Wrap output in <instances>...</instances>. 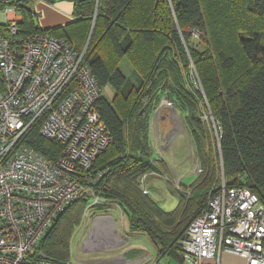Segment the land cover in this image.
Here are the masks:
<instances>
[{"label":"trees","instance_id":"trees-1","mask_svg":"<svg viewBox=\"0 0 264 264\" xmlns=\"http://www.w3.org/2000/svg\"><path fill=\"white\" fill-rule=\"evenodd\" d=\"M21 1L28 0L10 1L22 14L21 33L66 38L79 50L86 45L84 62L100 86L113 90L114 99L103 95L98 101L110 143L95 159L93 168L104 173L90 188L95 197L118 204L128 217L130 231L148 237L158 258L155 264L163 256L182 263L178 242L206 207L209 192L217 182L216 157L205 153L209 132L198 116L203 96L188 88L181 66L190 69L191 63L198 69L204 95L220 128L218 159L225 184L246 186L264 198V0H225L232 7L228 26L232 28L230 23L236 19L231 42L242 57L237 59L236 49L231 47L218 48L215 57L222 73L231 69L221 84L215 72L204 70L202 55L190 40V28L204 26L206 0H74L78 20L72 33L63 27L41 29ZM224 25L225 20L218 29L227 37ZM159 38L164 39L163 44H159ZM105 43H110L119 57L129 56L136 62L140 74L134 90L126 89L123 73L106 61L103 50L99 51ZM166 91L188 112L187 127L203 154L205 166L201 167L204 174L201 172L186 192L179 190L178 203L170 211H164L139 188V178L157 169L148 124L155 104ZM38 129L39 124H33L22 141L56 161L61 145L41 137ZM90 193L58 215L39 244L45 256L59 263L69 259L72 234L86 204L94 198ZM101 203L94 207L105 212Z\"/></svg>","mask_w":264,"mask_h":264},{"label":"built area","instance_id":"built-area-1","mask_svg":"<svg viewBox=\"0 0 264 264\" xmlns=\"http://www.w3.org/2000/svg\"><path fill=\"white\" fill-rule=\"evenodd\" d=\"M10 1L0 0V264H78L45 256L39 244L69 204L94 194L90 184L104 173L93 168L110 143L98 106L103 87L83 60L86 46L21 33V13ZM36 123L41 137L61 145L56 161L22 141ZM178 243L182 264H204L222 252L264 264V198L222 181Z\"/></svg>","mask_w":264,"mask_h":264},{"label":"rangeland","instance_id":"rangeland-1","mask_svg":"<svg viewBox=\"0 0 264 264\" xmlns=\"http://www.w3.org/2000/svg\"><path fill=\"white\" fill-rule=\"evenodd\" d=\"M230 5L225 0H206L203 6L205 11L204 26L202 28L193 27L189 30L192 47L202 55V67L211 74L215 72L219 84H221L222 78L228 79L231 69L222 73L219 61L215 57L218 48L227 47L229 49L231 47L234 51L236 49L237 59L242 57L233 41L231 42V34L233 29H236V19L230 23L233 27H229L227 19L231 15L232 7ZM224 20L227 27L224 26L229 34L227 37L225 36L226 32L221 33L218 29ZM158 42L163 44L164 39L159 38ZM226 44L229 45L225 46ZM93 47L96 48V46ZM185 47L187 52L188 48L186 45ZM101 50L104 52L103 56L106 61L111 66L118 67L123 73L127 81L126 89L131 87L134 90L139 85L140 74L136 62L129 56L119 57L115 54L110 43L103 44L99 51ZM181 68L184 75L186 73L185 80L189 85L188 88L199 91L203 96L201 112L198 116L209 132V136L205 138V153L208 156L214 154L216 157L214 163L218 168L216 170L217 182L214 181L216 183L213 186H215L214 189H217L222 181L225 183L221 163L218 159L220 128L214 120L204 95L198 69L191 63L190 69L183 66ZM236 68L239 66L236 65ZM103 95L108 100L114 99L115 96L113 90L108 86L103 88ZM163 100H168L171 104L165 106L162 104ZM187 115L188 112L181 107L176 97L173 98L170 92L166 91L161 94L155 104L148 124L152 157L156 159L152 164L157 169L139 178V188L141 191L144 188L145 194L150 196L164 211H170L177 205L179 190L186 192L197 176L201 177L204 174L201 169V167H205L202 162L203 154L187 127ZM100 199L96 201L95 198H92V201L88 205L86 204L82 211L80 224L72 234L68 258L78 264H132L128 263V260L131 259H143L137 264H149L151 259L156 257V253L148 237L142 232L130 231L128 217L117 203H107ZM101 202L104 203L105 212L94 207V205L102 204ZM101 231L107 233L106 240L99 234ZM149 254H151V259ZM159 264L182 263L174 258L163 256L160 258Z\"/></svg>","mask_w":264,"mask_h":264},{"label":"crops","instance_id":"crops-1","mask_svg":"<svg viewBox=\"0 0 264 264\" xmlns=\"http://www.w3.org/2000/svg\"><path fill=\"white\" fill-rule=\"evenodd\" d=\"M21 4H23L24 8L31 9L36 12L37 15L34 20L36 25L41 29L48 30L63 27L67 28L66 31H69L70 33L75 31L73 27L76 25V21L78 19L74 15V0H28L25 2L21 1ZM8 13L10 16L15 14L13 10H9ZM3 14L4 13L0 8V19H3ZM102 233L107 237L106 232ZM141 260L131 259L128 260V263L137 264ZM217 262L218 264H245L244 259L238 255L224 252H222L216 259L205 260L204 264H216Z\"/></svg>","mask_w":264,"mask_h":264},{"label":"bare ground","instance_id":"bare-ground-1","mask_svg":"<svg viewBox=\"0 0 264 264\" xmlns=\"http://www.w3.org/2000/svg\"><path fill=\"white\" fill-rule=\"evenodd\" d=\"M99 234H101V235H102V238H103L104 240H106V235H104V234L102 233V231H101Z\"/></svg>","mask_w":264,"mask_h":264},{"label":"water","instance_id":"water-1","mask_svg":"<svg viewBox=\"0 0 264 264\" xmlns=\"http://www.w3.org/2000/svg\"><path fill=\"white\" fill-rule=\"evenodd\" d=\"M88 193H90V190L88 191ZM90 197L92 198L93 197V195L90 193ZM99 199V198H98ZM100 200H103V199H100Z\"/></svg>","mask_w":264,"mask_h":264}]
</instances>
